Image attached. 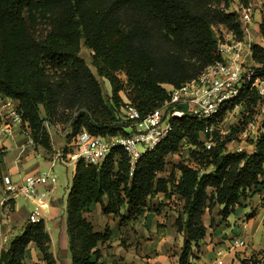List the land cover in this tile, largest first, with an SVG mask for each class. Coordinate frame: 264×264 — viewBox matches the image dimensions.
I'll return each mask as SVG.
<instances>
[{"label":"trees","instance_id":"16d2710c","mask_svg":"<svg viewBox=\"0 0 264 264\" xmlns=\"http://www.w3.org/2000/svg\"><path fill=\"white\" fill-rule=\"evenodd\" d=\"M211 1L0 0V95L18 102L31 139L46 149L50 142L45 124L55 123L56 117L69 125L70 133L84 128L103 137L127 135L134 124L120 113L126 102L142 118L167 99L164 84L179 86L220 59L215 24L242 34L236 13L211 7ZM224 4L227 8L228 0ZM39 19L47 29L35 35ZM160 33L162 37H156ZM171 36L181 39L195 64L173 47L163 49L171 46ZM81 45L90 50L95 73L79 55ZM251 50L256 71H264V44L252 43ZM98 77L109 83L107 99ZM257 99L253 88L245 89L230 107L241 103L251 112ZM222 115L207 123H216ZM170 123L167 136L138 158L131 174L129 157L118 146L100 164L74 162L65 208L70 264H101L98 244L108 240L111 231L108 226L95 230L83 215L93 203L122 223L136 218L156 193L175 195L180 205L174 223L183 234L177 264H193L192 248L198 250L206 233L204 210L218 204L224 219L264 186V120L261 132L250 140L251 150L237 152L227 150L229 138L218 135L205 148L201 137L211 134L205 121L185 114ZM183 144L190 148L187 159L168 164V156ZM1 178L0 169V184ZM10 202L11 197L4 204ZM29 242L45 264H57L42 219L26 223L9 247L1 249L0 264H25ZM240 262L264 264V259L251 255Z\"/></svg>","mask_w":264,"mask_h":264},{"label":"crops","instance_id":"0c3cea01","mask_svg":"<svg viewBox=\"0 0 264 264\" xmlns=\"http://www.w3.org/2000/svg\"><path fill=\"white\" fill-rule=\"evenodd\" d=\"M23 140L16 136L5 141L8 149L0 158L2 175L8 174L15 180L25 173L54 169L58 162L55 156L45 158L29 148L19 154V145ZM168 167L159 175L164 176ZM73 170L74 163L70 180ZM8 198L0 184V251L7 249L12 238L22 231L26 216L34 207L32 200L21 195H12V203L2 204ZM47 202L48 207L42 210L41 217L50 237V251L57 264H70L65 232L66 199L63 202L57 196L56 188L51 187ZM178 203L175 195L158 192L147 200V206L136 218L122 223L119 217L102 214L99 204L93 203L84 209L83 215L95 230L101 231L108 226L111 231L109 239L98 244L101 264H177L183 241V234L177 231L174 223ZM153 208L160 211L154 212ZM219 209L220 205L215 204L210 211L206 208L202 214L206 233L198 250L194 246L192 248L195 255L193 264H217L218 260L221 264H241V259L251 255L257 258L264 256V186L237 205L226 218L221 217ZM235 238L243 239L245 246H232V239ZM24 263L45 264L34 242H29L25 249Z\"/></svg>","mask_w":264,"mask_h":264},{"label":"built area","instance_id":"2783aa9c","mask_svg":"<svg viewBox=\"0 0 264 264\" xmlns=\"http://www.w3.org/2000/svg\"><path fill=\"white\" fill-rule=\"evenodd\" d=\"M237 19L242 30L240 36L233 30L226 29L225 39L217 38L220 59L207 64L195 77L179 86L167 84L165 87L167 99L161 105L140 118L137 109L126 102L121 109L125 118L131 119L134 124L129 134L103 137L92 134L84 128L79 129L72 138L74 150L65 153L64 157L56 155L55 159L65 163H74L82 159L87 163L100 164L112 148L118 146L123 148L129 157V174H131L138 158L145 151L155 148L167 136L171 130V118H179L185 114L193 116L205 121L206 129L212 133L214 125L217 126L220 119L216 123L207 122L217 119L221 112L224 115L228 109L240 105L241 103H235L230 107L231 103L240 97L242 91L251 88L256 92L258 98L256 105H260L261 112L256 121L246 123L240 134L247 137L249 131L256 128L252 139L256 138L262 130V120H264V71H256L257 64L251 56L253 35L251 36L250 28H253V20L250 4L241 7ZM259 26L262 32L258 33V37L264 40V18L260 19ZM29 133L30 129L22 119L16 100L0 95V158L8 149L5 141L16 136L24 139L19 145V154L23 153L27 146L33 143ZM203 144L205 148H209L212 144L211 137L204 140ZM56 182V173L51 168L25 173L15 180L8 174H3L1 178L7 196L21 195L34 202L33 209L26 216V223H34L42 219V210L48 207L49 190ZM245 243L243 239L235 238L232 239L231 245L245 246ZM221 263V260L217 261V264Z\"/></svg>","mask_w":264,"mask_h":264},{"label":"rangeland","instance_id":"374dc122","mask_svg":"<svg viewBox=\"0 0 264 264\" xmlns=\"http://www.w3.org/2000/svg\"><path fill=\"white\" fill-rule=\"evenodd\" d=\"M250 4L252 9V26L251 30V36L253 39V43H261L264 44V40L260 39L258 37V33L262 32V28L259 26V21L261 18H264V0H228V6L225 7L224 0L219 1H211L209 5L211 7L215 8H222L226 9V11L229 12H235L238 16V12L241 10V7L247 6ZM224 9V10H225ZM40 23L36 26L35 35H42L45 33V30L47 29L46 24L42 19H39ZM242 25V23H241ZM257 26V28H256ZM216 37L219 40H224L226 36V29H228L224 24H215L213 26ZM255 32V33H253ZM158 33V32H157ZM156 37H162L161 33L157 34ZM176 36L170 37V45L168 47H164L163 49H167L169 47H173V51L175 53L179 54L181 58L185 61H189L193 64H195V59L192 56L189 49H187L186 46L183 45V42L180 38L175 39ZM167 42H164L163 44H166ZM178 51V52H177ZM79 55L85 59L86 63L92 70V72L95 73L94 67L91 65V53L90 50L85 48L83 45H81ZM120 78L125 81V75L123 73L119 74ZM98 81L102 90V94L104 96V99H107L110 92V86L108 81L105 79L98 77ZM164 87H167V84H164ZM122 97L124 98L123 93L121 92ZM251 112L246 111L244 106L242 104L233 107L232 109H228L223 117L218 121V125H214V130L210 134V137H215L218 135V137L221 138H229V140L226 142L225 146L226 149L229 151L237 152L240 150H250L252 145L250 144V140L255 134L256 128L251 129L249 131V135L247 137H243L240 133L242 129L246 126V123L249 121H256L257 118H259L260 114V105L254 104L251 106ZM69 111V110H68ZM120 113L123 117H125L124 111L121 109ZM60 118V117H59ZM59 118H55V123L53 124H45L46 130L49 134V142H50V148L46 149L42 147L39 144L31 143L29 146H27V149L29 150H35L37 152H40L41 155H43L45 158H52L56 155L58 157H64L65 153L71 152L74 150L73 145V134L70 133V127L69 125L62 120H59ZM224 131V133H220L221 131ZM220 131V132H219ZM219 132V133H218ZM70 133V134H69ZM201 139L204 141L207 138L202 136ZM191 147V146H190ZM190 149L189 145L183 144L179 151L175 154L168 156V164L172 162H176L179 159H187V150ZM58 153V154H57ZM190 162V164H193V162ZM73 163H61L58 162L55 163L54 166V172L57 176V182L54 184L56 188V194L61 199H63V202H65L66 199V193H67V186L70 182V175L72 170ZM194 165V164H193ZM169 168V167H168ZM161 201V200H160ZM154 207V206H153ZM63 208V207H62ZM154 212L156 211L155 208H153ZM63 211V210H62ZM160 209L156 212H159ZM65 213V212H64ZM264 258V256H259V259Z\"/></svg>","mask_w":264,"mask_h":264}]
</instances>
